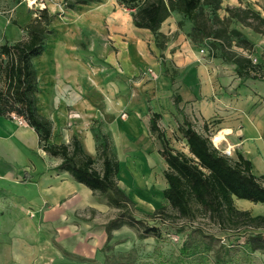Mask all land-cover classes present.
<instances>
[{
  "label": "rangeland",
  "instance_id": "374dc122",
  "mask_svg": "<svg viewBox=\"0 0 264 264\" xmlns=\"http://www.w3.org/2000/svg\"><path fill=\"white\" fill-rule=\"evenodd\" d=\"M45 9L51 17L52 34L47 36L43 55L34 60L39 81L36 105L42 117L49 120L62 114L66 119H87L82 125L86 123L96 146L107 133H112L113 142L110 123L146 119L152 151L159 153L162 145L150 133L148 112L150 108L154 113L152 102L158 98L162 103L158 125L174 150L188 154L176 121L182 122L184 116L164 103V79L172 94L181 88L189 90L183 92L186 100L191 98L192 85L199 86L205 102L213 105L219 100L227 113L231 108L225 100L234 86L236 104L226 118L237 124L236 136L245 133L239 148L228 136L223 139L227 132L217 126L221 117L216 111L205 121L191 100H183L180 106L194 128L209 137L223 155L236 159L240 152L252 162L256 176L264 174V82L241 83L235 64L250 60L259 75H264V0H202L195 23L172 12L156 34L138 29L133 21L137 10L119 5L118 0H0V47L26 39L24 29ZM150 85H154L152 90L147 89ZM169 100L174 103L172 97ZM26 125L16 115L0 117V135L6 140L0 170L8 167L9 171L0 181V264H153L156 249L167 258H175L196 230L205 235L201 242L212 246V258L203 264H212L214 250L244 246L250 235L264 236V227H224L202 212L194 220L181 219L163 197L167 188L163 174L168 167L155 153L154 158L147 157L149 173L142 165V171L132 172L134 179L127 170L129 164H123L118 185L134 203L122 221L128 223L133 217L146 227L159 229L161 242L141 240L137 229L126 225L113 231L107 243L106 225L125 211L83 185L79 187L85 191L63 194V184H68L69 178L54 171L60 160L38 147L27 155L13 140L14 133ZM71 137L70 142L79 140ZM52 142L63 144L60 139ZM126 156L129 162L130 151ZM95 168L101 170L102 162L97 161ZM26 173L32 180L23 184ZM51 180H57L55 197L59 201L55 204L48 202L51 187L46 186L53 185ZM77 184L73 181L72 187ZM235 206L252 217H264V206L245 201H235ZM159 209L165 212L155 215ZM199 248L204 249V244ZM108 257L112 263L107 262ZM232 259L233 264H264V251L246 256L233 253Z\"/></svg>",
  "mask_w": 264,
  "mask_h": 264
},
{
  "label": "trees",
  "instance_id": "16d2710c",
  "mask_svg": "<svg viewBox=\"0 0 264 264\" xmlns=\"http://www.w3.org/2000/svg\"><path fill=\"white\" fill-rule=\"evenodd\" d=\"M20 0H17L19 2ZM202 0H118V4L131 10H137L133 21L138 29L149 30L156 34L172 12H178L195 23ZM51 17L47 9L40 11L39 16L24 30L28 36L13 44L0 47V117L11 118L16 115L35 131L38 136L39 150L47 156L60 160L54 171L68 174L76 183L85 186L93 193L106 198L111 206L125 211L106 227L107 243L112 239V232L123 226L137 229L141 240L153 238L161 242V232L154 227H146L141 221L130 217L122 221L134 206L132 200L118 185L120 161L112 136L107 133L97 140V159L92 158L82 148L79 140L74 138L69 144H55L53 141V124L39 114L36 95L39 91L38 73L34 60L44 53ZM237 75L241 83L248 80L264 82V75H259L257 67L250 60H238ZM168 77V71H165ZM171 84L174 81L170 78ZM177 112L184 116L182 122L176 119L178 131L186 141L188 154L174 150L158 125L161 115L149 108L151 115L150 133L155 134L162 145L159 155L167 165L163 177L167 188L163 192L169 206L178 213L181 219L194 220L202 212L215 220L220 226L234 227L244 225V229H261L264 217H252L249 212L239 211L235 201L264 206V176L253 173V164L244 155L237 152L236 159L223 155L214 147L209 137L200 134L180 108L182 98L173 97ZM97 161L102 162L97 170ZM23 184L30 182L26 173ZM159 209L155 215L163 214ZM200 237V238H199ZM205 239L202 231L191 233L183 243L175 258H167L158 252L153 264H203L209 261L212 251L210 244L201 242ZM213 239L210 238L212 243ZM204 244L205 248L200 249ZM264 251V236L250 235L244 246L220 247L214 250L212 264H233V253H255ZM206 256V258H205ZM108 257L107 262L112 263ZM108 264V263H107ZM113 264V263H112Z\"/></svg>",
  "mask_w": 264,
  "mask_h": 264
},
{
  "label": "crops",
  "instance_id": "0c3cea01",
  "mask_svg": "<svg viewBox=\"0 0 264 264\" xmlns=\"http://www.w3.org/2000/svg\"><path fill=\"white\" fill-rule=\"evenodd\" d=\"M165 87V90L163 93H161V95L163 96V100L167 99V102L164 101V103L168 104V108L169 109H174L176 110L175 104L171 103V97L173 98L174 95L178 94L181 96L182 101L185 100V103L188 100L192 101V105H193V109L197 110L199 114H202L203 118L205 121H208L210 116L212 114L215 113L216 111V115L220 116L221 118H219V120L221 121L220 124H217L218 127L223 128L222 131L227 132L226 134H224L223 139L227 140V136L229 137V139L232 140L233 146L235 148H239L242 146V141L245 140V133L243 135H237L235 134V131H237V124L234 122H230L228 121V119L226 118L228 114H230V116L232 115V109L235 107L234 102H236V100L233 101L232 98V94H235V89L236 87L232 86L231 90H230V95L229 98H227L225 100L226 103H228V105L231 108V111L224 112V110L222 109L221 105H219V100H217V104H210L208 102H205L202 97H201V92H200V87L193 84L192 85V95L191 98L186 100V97L184 96V90L185 89H179V91H176L174 94H172L171 90L169 89V83L167 81V79L165 78L163 83H162ZM170 86L173 87L172 84H170ZM154 87V85H150L149 87H147L148 90H152V88ZM167 88V89H166ZM141 89L137 90V93L139 94V97L142 98V95L140 93ZM189 90H185V92H188ZM215 93L217 92V87L214 89ZM210 92V90H209ZM152 97H154V95H152ZM217 99L221 98L216 96ZM248 98L250 100L253 101L252 97ZM222 99V98H221ZM154 105V113L155 114H159L160 115V109L162 106L161 101H159L158 98L155 99V101L152 102ZM247 107V106H246ZM252 107V105H251ZM180 108L183 110L184 112V108L180 106ZM159 109V110H158ZM177 111V110H176ZM178 113V112H177ZM76 117H79V115H76ZM80 118V117H79ZM50 121L53 122L54 124V128H53V136H54V141L56 140H62L63 144H69L70 143V139L69 137H71V135H68L70 133L73 134V137H78L79 140L83 143V148L86 152V154H88L89 156H91L92 158H96L97 157V149H96V142L94 139L93 134L91 133L90 130L87 131V126L85 125L86 123L83 124V120H87V119H66L65 116H63L62 114H54L52 117H50L49 119ZM111 125V130L113 132V142H114V146L116 148L118 157H119V161H120V172L123 171V164H129L127 167V170L130 169V175L132 177V179H134V176L132 174V172L135 173V171H142L141 166L144 165L143 168H145V170L149 173L148 167H147V163H148V154L151 155V157L154 158V154L156 152L152 151L155 149H152V143L150 140V135L148 133V129H147V121L146 119H137L136 117L131 118V119H127L123 122L117 120L113 123H110ZM263 127V125H262ZM67 128V129H66ZM258 128H261L260 126ZM246 131V129H245ZM229 133V134H228ZM112 136V133H110ZM4 136L0 135V154H1V150L3 148V141H6L5 138H3ZM8 137V135H7ZM13 140L16 141V143L18 144L19 148L24 151L27 155L28 153H34L35 151H37V147L39 149V142H38V136L35 133V131L33 129H31L29 126H24L21 127L20 129H18L13 136ZM240 137V138H238ZM229 145V144H228ZM231 145V144H230ZM127 151H130V154H132V158L131 160L128 162L127 161V156L126 153ZM158 151V149H157ZM146 153V154H145ZM157 155H159V153H156ZM146 155V156H145ZM160 156V155H159ZM126 158V159H125ZM2 157L0 156V167L2 166ZM128 162V163H127ZM258 169L261 168L259 165L257 164ZM41 171H44L43 169H41ZM46 171V170H45ZM3 172V173H1ZM8 167H5V169H3V167L0 170V181L2 180L1 178L5 179L6 173H8ZM28 174V173H27ZM5 175V176H3ZM66 176L69 178H67L69 180V183L64 185L63 184V191H65L63 194L67 193H71V191H75V192H81V191H85V188H80L79 184L74 185L72 187L73 181L71 180L72 178L66 174ZM260 176H264V174L260 175ZM29 177H31L29 175ZM32 180V179H31ZM53 182L52 186H49V184L46 186L51 187V192L48 191L47 195H48V199L50 202V204H55L57 201H59V199H57L55 197V189H56V185L55 183L57 182V180H51ZM59 182V181H58ZM75 182V181H74ZM120 183V182H119ZM30 185V184H28ZM35 185V184H33ZM25 186V185H24ZM32 186V185H31ZM120 186V185H119ZM53 190V191H52ZM1 192V190H0ZM1 210V208H0ZM1 214V212H0Z\"/></svg>",
  "mask_w": 264,
  "mask_h": 264
},
{
  "label": "bare ground",
  "instance_id": "6f19581e",
  "mask_svg": "<svg viewBox=\"0 0 264 264\" xmlns=\"http://www.w3.org/2000/svg\"><path fill=\"white\" fill-rule=\"evenodd\" d=\"M243 202V201H242Z\"/></svg>",
  "mask_w": 264,
  "mask_h": 264
}]
</instances>
